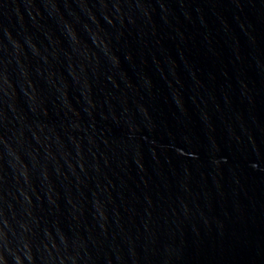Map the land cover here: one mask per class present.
<instances>
[{
  "label": "water",
  "instance_id": "95a60500",
  "mask_svg": "<svg viewBox=\"0 0 264 264\" xmlns=\"http://www.w3.org/2000/svg\"><path fill=\"white\" fill-rule=\"evenodd\" d=\"M0 264H264V0H0Z\"/></svg>",
  "mask_w": 264,
  "mask_h": 264
}]
</instances>
